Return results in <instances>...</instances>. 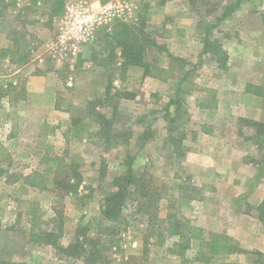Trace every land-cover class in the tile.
<instances>
[{"label":"rangeland","instance_id":"rangeland-1","mask_svg":"<svg viewBox=\"0 0 264 264\" xmlns=\"http://www.w3.org/2000/svg\"><path fill=\"white\" fill-rule=\"evenodd\" d=\"M135 1L136 9L126 22L139 23L142 16H146L158 42L164 43L176 60L168 55L162 58L163 67L171 64L166 78L147 76L145 79L141 74H134L131 90L123 92L113 84L109 94L88 102V112L93 106L112 122V140L106 141L98 135L95 114L82 115L79 109H72V117L82 120L88 131L81 136L71 135L66 143L55 139V135L51 138L38 134L35 132L37 125L20 127L10 119L7 101L5 103L2 98L5 90L0 89V168L6 171L0 177V264H85L82 258L56 256L52 247L39 241L37 233L61 228L60 242L68 245L80 223L90 219L99 221L102 199L116 189L114 179L127 174V161L133 156L136 174L147 173L152 190L161 195L156 200L159 222L150 231L148 217L138 212L134 198L128 199L122 215L127 229L120 233L117 243L105 241L109 264H251L257 259L256 254L250 252L203 255L195 242L180 256L172 249L179 238L172 230L171 221L174 220L189 222L206 232L226 233L239 247L264 253V224L255 209L264 199V128L247 125L241 120L247 117L256 121L254 117L259 113L261 120L257 121L264 126V102L258 104L256 99H242L240 87L230 85L237 76L204 52L208 28L211 41L224 50L231 51L237 40L245 41L253 52L238 62L243 61L240 65L253 79L264 81V33L260 29L264 24V0H245L225 19H221L222 14L236 0ZM47 9L46 5L34 6L29 1L21 12L12 0L5 6L0 5V45L16 42L15 34L19 29H33L35 51H38L35 56L26 50L19 55L9 53L7 57L12 60H0L2 70L8 71L11 68L8 65H17L31 57H36L39 64L40 56L46 57L43 44L48 30L54 32L55 29ZM238 10L241 15L237 14ZM112 26L101 27L98 31L110 30ZM98 31L96 41L85 48L82 62L75 68L47 57L45 63L50 61L57 65L62 69V76L84 68L85 59L94 64L93 50H100ZM2 49L7 47H0V53ZM120 62L117 59L109 65L114 69L110 78L125 76L126 66ZM2 79L4 84L15 80L13 86L18 85L15 75ZM259 83V88L264 90V82ZM256 86L252 85L253 90ZM208 89L212 95L215 92L220 96L221 107L205 112L196 105L197 98ZM121 93H133L135 97H121ZM173 100H179V112L176 110L178 101L168 106ZM246 109L251 112L242 116ZM204 124L220 132L219 137H199L196 131ZM47 128L51 129L48 123L40 132ZM231 143L232 149L226 150ZM255 145L258 146L257 155L252 151ZM191 146L198 149L200 155L206 148L212 153L213 147L220 146L219 157H226L232 163L236 156H241L233 149L247 148L243 154L244 163L251 159L259 161L253 162L255 169L251 173L242 167L243 178L234 176L210 188L206 185L214 182L202 178L205 168L194 165L188 157L187 149ZM207 156L210 158L213 154ZM46 157H60L67 164L77 162L81 165L84 181L78 194H64L55 187V174L46 170ZM235 168L228 175L234 174ZM36 172L45 179L43 188H32L25 183L27 175ZM261 260L264 263V256Z\"/></svg>","mask_w":264,"mask_h":264},{"label":"trees","instance_id":"trees-1","mask_svg":"<svg viewBox=\"0 0 264 264\" xmlns=\"http://www.w3.org/2000/svg\"><path fill=\"white\" fill-rule=\"evenodd\" d=\"M31 2L34 6H48L47 13L53 19L64 11L65 0H24ZM105 2V0H102ZM245 0H236L233 5L226 8L221 19L227 18L234 11L240 8ZM10 3V1H9ZM23 0H12V4L16 9H23ZM8 0H0V5L5 6ZM19 9V11H20ZM52 22V21H51ZM50 22V23H51ZM210 28L206 29V37L204 40V52L209 53L215 58L220 66H226L228 62V54L223 47L217 43H213L210 39ZM99 51H94L92 60L94 64L99 66H109L115 63L117 59L122 61L125 66H139L144 70L145 76L167 77L171 71V64L168 68L163 67L162 58L168 55L172 60H176L175 56L169 53L164 43L158 42L156 32L150 29L146 16H142L139 23H129L123 20H116L110 30L98 31ZM102 35V36H101ZM0 56L6 57L9 54L7 49H2ZM181 61L185 62L184 59ZM189 72V71H188ZM187 73V72H186ZM186 75L181 78V81ZM112 84L110 82L106 89V95L110 93ZM105 95V96H106ZM121 97L134 98L133 93H121ZM178 101L177 112L180 111L181 104L179 100L170 101L168 106ZM202 107H216L215 99L203 100ZM90 114L97 116L96 124L98 125V135L104 140L109 141L113 138L112 122L104 113L96 111L90 107ZM247 125H256L261 129L264 126L251 119H241ZM113 126V125H112ZM88 128L82 120L78 118L72 119V128L66 137L83 135ZM117 133L116 135H120ZM147 140V139H145ZM48 172L54 173L53 184L56 188L64 191V194L76 195L79 193L84 176L81 165L77 162L66 163L60 157H47ZM134 156L127 161V174L114 179L115 190L105 196L100 204L102 218L99 221L88 220L80 223L74 234V239L68 245H63L60 238L63 230L42 231L39 235V241L42 244L49 245L55 250V255H64L69 258H82L85 264H109L106 255L105 241L117 243L120 233L126 230L124 219L122 218L123 210L127 205L128 199L131 197L136 200L138 212L148 217L150 231L154 230L159 222L157 199L161 197L158 192L151 188L150 179L147 173L141 175L134 171ZM60 168L59 172L58 169ZM6 173L5 169L0 168V177ZM64 175V178H60ZM25 183L32 188H43L45 179L40 173H31L27 175ZM257 217L264 224V199L256 206ZM175 217V216H174ZM172 230L179 236L178 240L173 243V252L183 256L186 251L192 247L195 242L196 248L200 249L203 255L220 256L236 253H254L257 256L251 264H264L261 257L264 253L261 251L251 252L239 247L232 238L226 233L206 232L202 227L193 226L189 222L182 223L180 221H171ZM154 228V229H153ZM147 244V240H146Z\"/></svg>","mask_w":264,"mask_h":264},{"label":"crops","instance_id":"crops-1","mask_svg":"<svg viewBox=\"0 0 264 264\" xmlns=\"http://www.w3.org/2000/svg\"><path fill=\"white\" fill-rule=\"evenodd\" d=\"M24 3H26V1L23 0V6ZM237 12V14L241 15L239 10ZM61 15L62 14L55 16L52 20L55 22V20ZM263 25L261 24V26ZM261 26L260 29L264 33V26ZM240 28L242 31V26ZM48 32L49 34L46 41L49 40L54 33L53 30H48ZM18 33L15 34V36L18 38L16 42H3V45H0V47H7L9 53L13 52V55L14 52L19 55L24 52V50H26V52H33L34 56L37 55L38 51H35L36 46L34 43L36 37L33 29H19ZM233 46L234 48H232L231 51H227L225 49L228 54V62L224 68L228 67V71L237 76V78H234L233 81H230V85L232 87H240L242 99H256L258 104L260 102H264V90L263 88H259V86H261L259 82L263 84L264 81L253 79V76L244 70V68L240 65V63H243V61H240V63L238 62V60L243 59L242 57L250 56L251 52H253L252 48L246 45V42L242 40H237L235 43H233ZM30 49L31 51H29ZM256 53L259 55V51L257 49ZM84 55H86V53ZM7 56L0 57V60H12ZM29 59L23 62H18L17 65H8L13 70L12 76L15 75V77L18 78L17 86H13L12 83L4 84L5 80L0 79V89L3 91L5 90L2 94V98L5 100V103L7 101V107L10 110V119L18 122V126L21 125L20 127L24 126L25 124L35 126L37 125V130L35 132L38 134H42L44 136L48 135L51 138L55 135V139H61L65 143L69 141V137H66V133H68V131H70L72 128V109H79L83 113L82 115L88 116V102H91L92 99L96 97L104 96L106 94L107 86H109L110 82L112 85L114 84L117 86V89L120 91L127 92L131 90L130 86L133 84L134 74H141L140 77L147 79V76L144 75L143 68L139 66H126V74L124 77L116 75L114 78H110L111 71L114 69H111L109 66H99L88 63V59H85L83 60L85 65L84 68H78L72 72V74L70 72V74L67 76H62L60 72L62 69L53 63L51 64L50 61L45 63L46 58L43 60L40 56L39 60H41L40 62L43 60V62H39V64H37L38 62L36 61V57H31V60ZM81 60L82 59L80 58L79 62ZM43 63L45 64L43 65ZM120 64L124 65L122 64V61ZM253 84H257L255 90L252 88ZM204 99H215L216 107H202L200 103ZM197 101L199 103H197L196 106L205 112L215 110L217 106L218 108L221 107L220 96H217L215 92L212 95L210 89L206 90V93L203 96L201 95L198 97ZM248 106L249 105L247 104L246 108H248ZM257 107L259 108V106ZM260 111L261 109H258V112ZM250 112H247L246 109V112L242 114V116H246V113L248 114ZM254 118L255 120H261L259 113H257ZM47 123L51 129L48 131L47 128L45 131H43V133H41L40 128L46 126ZM207 126L209 125L204 124L196 131V134L199 135V137H219L221 134L220 132L217 133L215 130L213 131L212 127L210 126L209 129H206ZM87 131L84 134H86ZM228 146L230 147L227 148L226 146V150L232 149V143L230 145L228 144ZM146 148L147 146L144 149ZM219 148L220 146L213 147L212 153L208 148H206L201 155L199 154V150L194 146H191L187 149L188 157L190 160H193L194 165H201L203 168H205L206 173L202 174V178L207 180V182H214L209 183V185H206V187L209 186L210 188H215V184H217V182H219V184H224L225 181L232 180L234 176L243 178L241 173L242 167L243 170H247L251 173L255 169L253 162L256 161L257 163L259 161V159H251L246 161L247 163H244L245 161L243 160V157L245 155L243 154L247 148L242 149L241 147H237L233 150L240 152L241 156H236L235 161L232 163L226 159V157H219ZM256 148H258L257 145L254 146L255 150L253 149L252 151L257 155L258 149ZM208 153L210 155L213 154V156L209 158L207 156ZM236 160H238V162ZM234 167H236L235 173L228 175V173H230Z\"/></svg>","mask_w":264,"mask_h":264},{"label":"built area","instance_id":"built-area-1","mask_svg":"<svg viewBox=\"0 0 264 264\" xmlns=\"http://www.w3.org/2000/svg\"><path fill=\"white\" fill-rule=\"evenodd\" d=\"M135 9V0H65L64 11L55 20L53 35L43 44L45 56L55 63L75 67L85 48L96 41L99 28L116 20L126 21ZM12 74L11 68L7 71L0 67V79ZM10 81L16 84L15 80Z\"/></svg>","mask_w":264,"mask_h":264}]
</instances>
